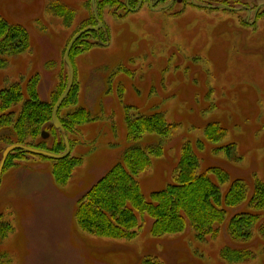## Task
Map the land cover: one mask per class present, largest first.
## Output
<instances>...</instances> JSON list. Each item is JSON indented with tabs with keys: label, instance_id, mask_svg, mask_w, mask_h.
I'll return each mask as SVG.
<instances>
[{
	"label": "rangeland",
	"instance_id": "rangeland-1",
	"mask_svg": "<svg viewBox=\"0 0 264 264\" xmlns=\"http://www.w3.org/2000/svg\"><path fill=\"white\" fill-rule=\"evenodd\" d=\"M198 1L212 0H129V6L127 0H96L103 26L74 44L73 95L60 107V115L75 123L65 129L70 155L81 162L68 180L56 181L52 158L30 152L9 158L0 183V215L12 226L0 238L6 264H144L146 259L152 264H264L259 233L264 209L250 202L255 184L264 185V36L244 21H232L228 12L217 19L210 8L193 4ZM0 16L21 24L29 44L15 56L0 54V89L20 83L26 92L37 76L41 99L55 105L70 78L65 62L70 40L98 24L92 0H0ZM26 99L25 94L14 118ZM83 107L91 121L77 123L74 115ZM155 113L172 124L170 136L128 138L129 117ZM42 127L49 133L42 137L46 144L63 141L59 153L65 152L59 129L52 122ZM219 129L224 136L210 140ZM11 141L10 131L0 130V162ZM28 141L37 144L41 137ZM187 143L199 156V173L214 166L229 172L221 185L224 194L234 180L247 186L246 200L226 208L215 238L198 240L190 224L182 233L153 236L148 215H139L134 238L100 237L78 224L80 200L131 146L163 148L152 167L136 176L151 201L154 191L175 182ZM242 212L257 213L259 221L252 239L236 241L228 225ZM227 246L254 256L230 263L222 256Z\"/></svg>",
	"mask_w": 264,
	"mask_h": 264
},
{
	"label": "trees",
	"instance_id": "trees-1",
	"mask_svg": "<svg viewBox=\"0 0 264 264\" xmlns=\"http://www.w3.org/2000/svg\"><path fill=\"white\" fill-rule=\"evenodd\" d=\"M28 45L26 29L21 24L11 23L0 16V54L15 56L25 51ZM38 83L39 79L35 76L27 83L26 92L20 83L0 89V130L10 131L11 144H26L59 153L63 141L61 144L48 146L42 139V132L45 131H42V126L44 123L52 122L54 103L41 99ZM70 93L66 102L73 95L72 91ZM25 94L27 99L23 102L17 117L14 118V109ZM60 110L61 108L58 116L69 131L71 124L75 123H70L71 118L65 119L60 115ZM74 116L78 118L77 123L84 124L91 121V114L84 107ZM127 129L128 138L137 140L146 133L170 136L173 126L166 121L162 113H155L129 117ZM219 130L209 139L213 141L223 137L225 131ZM37 136L41 137L39 143L34 144V141H28V139H36ZM197 145L202 148L200 143ZM65 148L64 141L63 150ZM15 153L26 157L25 153L29 152L15 150L9 155L6 163ZM162 154L161 146H152L147 149L139 145L131 146L124 153L122 161L107 171L80 200L78 224L100 237L134 238L140 228L139 215H148L153 220L151 226L153 236L182 233L190 224L198 240L206 241L208 237L215 238L219 233L217 225L226 221V208L238 206L246 200L248 195L246 184L242 180H234L224 194L221 185L230 179L229 172L222 167L214 166L210 167L207 173H199V156L191 143H187L182 150L175 182L164 189L154 191L149 201L144 196L136 176L150 169L153 165V157H159ZM51 160L54 162L52 176L56 181L68 180L81 162L79 157L71 155L64 159ZM250 202L257 209H264V185L255 184ZM258 221L257 213L235 214L229 221V236L236 241L252 239L253 227ZM11 230L10 223L0 215V238L5 237ZM259 233L264 239V223L261 224ZM222 256L230 263H241L251 260L254 255L250 250L227 246ZM0 264H6L2 255H0ZM144 264L152 263L146 259Z\"/></svg>",
	"mask_w": 264,
	"mask_h": 264
},
{
	"label": "water",
	"instance_id": "water-1",
	"mask_svg": "<svg viewBox=\"0 0 264 264\" xmlns=\"http://www.w3.org/2000/svg\"><path fill=\"white\" fill-rule=\"evenodd\" d=\"M92 4H93V8H94L95 18H96L98 24L95 25V26H87V27L81 29L70 40V42H69V44L67 46V49H66V53H65V62L68 65L69 70H70V78H69V82H68V85H67L66 89L64 90L62 95L56 101V103L54 105V108H53V113H52V123H53L54 127L59 129L61 131L62 135H63L64 141H65V145H66L65 152L57 153V152H52V151H48V150H43V149H40V148L32 147V146L25 145V144H18V143L17 144H11V145L7 146L4 149L3 153H2V159H1V162H0V183H1L2 172H3V169L5 167L6 161H7L8 157H9V155L12 152H14L15 150H24V151H27V152H30V153H33V154L49 157V158H52V159H64V158H66L67 156H69L71 154L70 140L68 138V135L66 134V129L63 126V124H62V122H61V120H60V118L58 116V112H59V109H60L61 105L63 104V102L65 101L67 96L69 95V93L71 91V88H72V86L74 84L75 69H74L73 63H72L71 58H70V53H71V50H72L74 44L85 33H88V32H90L92 30L97 31V30L101 29V27L103 26V22H102V20L99 17L98 10L95 7L96 0H92ZM151 4H152V2H151ZM127 6H129V0H127ZM42 137L44 139H47L49 137V133L47 131H43L42 132Z\"/></svg>",
	"mask_w": 264,
	"mask_h": 264
},
{
	"label": "flooded vegetation",
	"instance_id": "flooded-vegetation-1",
	"mask_svg": "<svg viewBox=\"0 0 264 264\" xmlns=\"http://www.w3.org/2000/svg\"><path fill=\"white\" fill-rule=\"evenodd\" d=\"M181 1L178 0V2ZM193 4H198L197 6L202 8H210L217 15V19L220 14L228 12L232 21L237 20L241 24L244 21L254 34L261 31V35L264 36V0H212L208 5L199 1Z\"/></svg>",
	"mask_w": 264,
	"mask_h": 264
}]
</instances>
